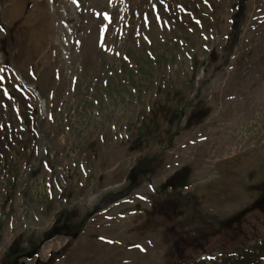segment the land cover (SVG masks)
Listing matches in <instances>:
<instances>
[{
    "label": "rangeland",
    "instance_id": "374dc122",
    "mask_svg": "<svg viewBox=\"0 0 264 264\" xmlns=\"http://www.w3.org/2000/svg\"><path fill=\"white\" fill-rule=\"evenodd\" d=\"M240 2L0 0V264L82 220L17 264H220L264 242L260 209L223 225L264 201V0Z\"/></svg>",
    "mask_w": 264,
    "mask_h": 264
},
{
    "label": "water",
    "instance_id": "95a60500",
    "mask_svg": "<svg viewBox=\"0 0 264 264\" xmlns=\"http://www.w3.org/2000/svg\"><path fill=\"white\" fill-rule=\"evenodd\" d=\"M243 3H244V0H241L239 6H238V14H237V17L240 16V13L242 11V7H243ZM130 179H131V182H130V185H129V188L132 187L133 185V176H130ZM254 207H259L261 208L262 210H264V206L261 204V203H254L251 208H248V209H244L242 211H240L238 214H236L235 216H233L232 218H230L229 220L225 221L224 222V225H230V224H233V223H236L238 222L241 217L247 213L250 209L254 208ZM97 208H94V210L90 213V215H92L94 212H96ZM80 225V224H79ZM79 226H77L78 228ZM65 228V233L64 235L65 236H74L76 234L75 231H70L68 228H66V226L64 224L62 225H53L46 233L45 235L43 236V238L37 243V244H34L30 249L24 251V252H20V253H16V254H13L11 256V258L13 259L12 261V264L19 258V257H24V256H27L29 255L30 253H33L35 252L38 248H40L46 241L50 240L52 238V236L54 234H56L58 232V229H63Z\"/></svg>",
    "mask_w": 264,
    "mask_h": 264
},
{
    "label": "trees",
    "instance_id": "16d2710c",
    "mask_svg": "<svg viewBox=\"0 0 264 264\" xmlns=\"http://www.w3.org/2000/svg\"><path fill=\"white\" fill-rule=\"evenodd\" d=\"M220 264H264V242L241 250L237 255L223 259Z\"/></svg>",
    "mask_w": 264,
    "mask_h": 264
},
{
    "label": "flooded vegetation",
    "instance_id": "af4514ba",
    "mask_svg": "<svg viewBox=\"0 0 264 264\" xmlns=\"http://www.w3.org/2000/svg\"><path fill=\"white\" fill-rule=\"evenodd\" d=\"M138 167H139V168H137V169H138L137 172H139L140 174H142V173L145 172V169H144L143 166L139 165ZM181 172H182V171L180 170V171H177L176 173H174V177H178V176L181 174Z\"/></svg>",
    "mask_w": 264,
    "mask_h": 264
},
{
    "label": "snow or ice",
    "instance_id": "6c2138e0",
    "mask_svg": "<svg viewBox=\"0 0 264 264\" xmlns=\"http://www.w3.org/2000/svg\"><path fill=\"white\" fill-rule=\"evenodd\" d=\"M0 30H2V29H0Z\"/></svg>",
    "mask_w": 264,
    "mask_h": 264
}]
</instances>
